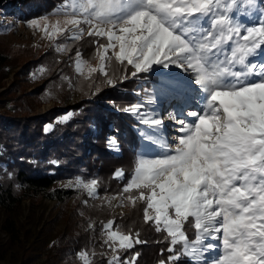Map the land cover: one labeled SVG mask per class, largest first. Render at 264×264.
I'll return each instance as SVG.
<instances>
[{"label":"rangeland","instance_id":"rangeland-1","mask_svg":"<svg viewBox=\"0 0 264 264\" xmlns=\"http://www.w3.org/2000/svg\"><path fill=\"white\" fill-rule=\"evenodd\" d=\"M76 22L83 32L72 30ZM63 34L75 41L85 34L105 39L94 60L81 54L74 61L80 77L105 75V67L116 70L107 59L111 53L114 61L129 62L134 73H156L161 80L136 91L139 101L130 110L142 125L141 143L136 175L125 188L155 185L147 196V218L181 241L193 264H264V0H67L33 21L0 12V50L11 57L10 65L44 52L67 59L66 49L56 42ZM16 70L2 79L0 92L5 87L14 95L25 92L31 115L55 105L54 99L38 104L31 94L40 84V67L30 70L20 88L10 85ZM61 85L53 88L54 96L62 95ZM82 96L70 93L67 103ZM9 98L6 106L22 103ZM107 145L119 153L116 138L109 137ZM5 150L0 141V154ZM93 183L61 180L56 185ZM103 200L125 212L131 199ZM60 209L53 200L24 199L14 215L19 241L0 228V264H25L26 254L34 258L30 264H43L48 246L65 229V219L57 216ZM188 215L198 228L193 242L182 230ZM4 217L0 214V227ZM51 219L50 235L41 233ZM44 235L45 246L37 241Z\"/></svg>","mask_w":264,"mask_h":264},{"label":"trees","instance_id":"trees-1","mask_svg":"<svg viewBox=\"0 0 264 264\" xmlns=\"http://www.w3.org/2000/svg\"><path fill=\"white\" fill-rule=\"evenodd\" d=\"M65 1L0 0V12L15 15L21 21H33ZM101 41L105 39L97 34H85L78 41L63 34L56 42L66 49L67 59L44 52L20 65H10L11 57L0 50V83L17 67L10 85L20 88L22 82L30 79V70L40 67V84L31 91L33 99L38 104L55 101L42 114L31 115L25 106V92L14 95L7 87L0 92V108H4L0 141L6 144L0 154V161L5 163V167L0 165V214L5 216L0 228L18 242L20 231L14 215L22 201L48 199L61 205L57 216L66 222L65 229L48 246L43 264H193L182 252L183 243L174 241L146 216L147 196L155 185L125 188L136 175L141 143L138 133L142 125L130 111L139 101L136 91L145 92L160 78L148 71L134 73L129 62H116L111 53L107 59L116 70L105 67V75L96 72L78 76L74 61L81 54L94 60ZM58 84L65 88L61 85L62 95L57 92L54 96L53 88ZM75 91L84 96L67 103L69 94ZM9 95L22 103L6 106ZM65 114L67 118L61 119ZM47 125L51 127L46 129ZM109 137L116 138L118 154L109 149ZM118 170L122 171L121 177L116 176ZM61 180L94 183L83 187L56 185ZM112 196L131 199L126 201L125 212L115 211L104 202L105 197ZM54 221L44 222L40 232L50 235L47 233ZM182 230L189 242L196 240L198 228L193 215L184 219ZM113 234L129 243H119ZM37 241L45 246L46 236L43 240L38 236ZM23 258L25 264L34 260L30 254Z\"/></svg>","mask_w":264,"mask_h":264},{"label":"built area","instance_id":"built-area-1","mask_svg":"<svg viewBox=\"0 0 264 264\" xmlns=\"http://www.w3.org/2000/svg\"><path fill=\"white\" fill-rule=\"evenodd\" d=\"M72 30L74 31V30H77V31H84V28H83V26L79 23V22H76L74 25H73V27H72Z\"/></svg>","mask_w":264,"mask_h":264}]
</instances>
